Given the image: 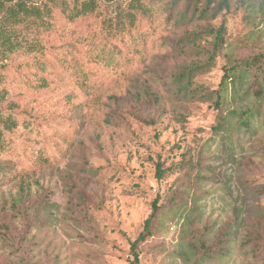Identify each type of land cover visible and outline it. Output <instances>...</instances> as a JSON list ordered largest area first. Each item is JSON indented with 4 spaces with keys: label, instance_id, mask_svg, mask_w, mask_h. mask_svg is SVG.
<instances>
[{
    "label": "rangeland",
    "instance_id": "374dc122",
    "mask_svg": "<svg viewBox=\"0 0 264 264\" xmlns=\"http://www.w3.org/2000/svg\"><path fill=\"white\" fill-rule=\"evenodd\" d=\"M242 2L230 0V11L211 22L215 27L225 22L226 50L236 53L237 61L264 55V0H246L247 6ZM43 34L20 32L33 42L15 55L23 66L29 64L25 68L48 57L43 39L53 36ZM66 38L54 37L53 44L63 45ZM210 43L208 39L203 46L210 49ZM76 48L65 51L70 61L83 62L87 49L79 43ZM167 58L164 75L184 61ZM86 64L67 74L77 90L93 88L86 107L67 101L74 91L65 87L49 95L38 92V86L10 90L23 94L22 107L33 109L37 132L48 139L65 136L66 157L51 167L26 168L31 198L40 205L39 221L23 235L26 221L13 220L15 231L8 244L0 239V264H130L131 245L143 232L157 197L162 213L154 236L138 247L140 264H264V94L259 100L251 89L252 75H233L219 109L212 100L175 99L145 67L131 66L124 76L91 57ZM233 64L221 56L216 67L196 81L218 90ZM145 86L158 95L160 108L146 103ZM108 90L124 99H110ZM138 95L140 103L134 98ZM95 107L102 108L105 117L95 114ZM158 162L169 168L161 180ZM85 164L98 173L80 181L82 175H77ZM65 172L84 186L85 208L60 177ZM18 186L16 181L0 188L8 220L16 213L11 206L19 196ZM74 211L88 213L90 225L85 218L79 223Z\"/></svg>",
    "mask_w": 264,
    "mask_h": 264
},
{
    "label": "trees",
    "instance_id": "16d2710c",
    "mask_svg": "<svg viewBox=\"0 0 264 264\" xmlns=\"http://www.w3.org/2000/svg\"><path fill=\"white\" fill-rule=\"evenodd\" d=\"M127 1L124 6H112L114 2ZM242 1V5L247 6L246 0ZM223 11H230V0H0V188L19 182V196L11 206L16 213L11 220H8L7 204H0V239L8 244L11 233L15 231L14 219L26 221L23 235H28L39 221L40 205L31 198L26 168L51 167L66 157V148L63 147L66 145L65 136L59 134L48 139L37 132L33 109L22 107L19 97L23 94L10 90L38 86V92L49 95L65 87L74 91L65 97L67 101L86 107V102L92 101L93 88L87 86L77 90V84L67 78V74L70 68L87 67L86 59L91 57L103 67L124 76L129 74L131 66L137 69L145 67L156 74L175 99L189 103L212 100L219 109L223 104L225 84L237 72L248 73L253 77L251 89L260 100L264 94V55L252 54L237 61L236 53L227 52L225 22L219 27L211 24ZM94 25L98 26L97 30H94ZM20 32H27L31 37L41 33L53 36L51 40L43 39L48 57H41L38 64L33 62L31 68H25L29 64L23 66L15 58L20 48L32 47L28 44L29 39H23ZM64 34L68 36L65 44H53L54 37ZM208 39H211L210 49L203 46ZM21 41H25L24 44ZM76 43L87 49V53H82L83 62L80 59L70 61L68 51H65L70 48L77 50ZM169 56L183 58L184 61L164 75ZM221 56L234 64L226 68L220 88L210 91L199 85L196 79L216 67ZM125 91L132 94L127 88ZM108 92L111 93L110 99H124L116 92ZM144 95L146 103L160 108V99L149 86L144 87ZM134 98L140 103L139 95ZM93 111L104 115L101 114L102 108L95 107ZM106 117L108 122L111 121L109 116ZM56 119L66 120L61 116ZM139 119L148 124L156 123L154 118L139 116ZM16 136L23 137L24 143H18ZM23 157L29 165L23 162ZM162 165L157 163L159 180L169 171ZM97 173L85 164L77 176L82 175L79 179L83 181L84 177L95 178ZM60 177L70 192L75 191L73 195L77 204L85 208L84 186L74 182L69 172ZM160 199L154 200L153 212L145 221L143 232L131 245L133 260L130 264H140L138 247L154 236L162 213ZM74 213L79 223L85 218L86 225H90L88 213Z\"/></svg>",
    "mask_w": 264,
    "mask_h": 264
}]
</instances>
